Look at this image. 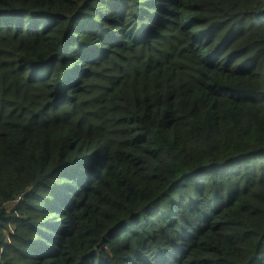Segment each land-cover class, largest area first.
I'll return each instance as SVG.
<instances>
[{"label": "trees", "instance_id": "obj_1", "mask_svg": "<svg viewBox=\"0 0 264 264\" xmlns=\"http://www.w3.org/2000/svg\"><path fill=\"white\" fill-rule=\"evenodd\" d=\"M0 264H264V0H0Z\"/></svg>", "mask_w": 264, "mask_h": 264}]
</instances>
